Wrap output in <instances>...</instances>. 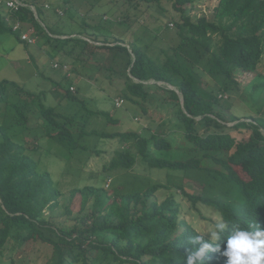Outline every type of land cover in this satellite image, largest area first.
<instances>
[{"label": "trees", "instance_id": "16d2710c", "mask_svg": "<svg viewBox=\"0 0 264 264\" xmlns=\"http://www.w3.org/2000/svg\"><path fill=\"white\" fill-rule=\"evenodd\" d=\"M57 1V6L50 4L55 13L59 9L74 13L68 7L70 0ZM126 1L137 5L159 0ZM168 1L179 14L178 19L168 20L175 25L180 43L171 48L172 56L167 55L163 63L148 57L135 43L126 45L107 33L82 30L72 36L45 25L44 6L51 0H23L25 6L16 12L0 6V34H12L25 48L35 45L46 50L51 63L58 65L52 69L63 73V83L56 85L61 89L67 86L65 95L76 99L68 91L72 82L63 72L64 66L89 62L103 53L108 66L102 68L109 71L108 78L124 79L126 92L121 96L125 101L146 99L153 88L168 94L163 104L174 110V121L182 125L194 145L190 150L202 153L211 165L204 166L200 158L173 162L155 153L152 156L148 139L137 133H86L82 125L93 111L84 107L85 118L81 115L79 119L58 114L53 107H46L39 94L0 80V248L23 232L22 241L37 240L51 246L57 255L55 264H187V254L199 247L189 239L202 234L181 219L178 197L191 207L199 203L211 208L225 223L221 249L233 228L264 226V114L238 101L245 85L237 80L249 76L246 86L264 94V74L258 72L259 66H264V0H216L210 17L205 13L187 15L197 0ZM16 22L21 24L20 30L13 31ZM105 23L112 24L110 19ZM165 31L170 32L168 27ZM23 33L35 43L22 39ZM226 94L223 100L221 95ZM102 113L111 122L112 118ZM30 117L41 120L39 128L27 126ZM200 129L204 131L199 133ZM47 130L54 131L50 140L72 155L87 150L79 143L87 137L134 139L137 152L132 153L131 147L118 151L107 170L129 171L140 156L151 168L182 176L179 182L168 180L169 185L150 184L133 191L93 186L71 189L59 220L51 213L60 206L63 194L54 187L50 174L40 171L24 153L28 147L33 149ZM149 140L156 150L170 149L169 143L155 134ZM181 180L194 185L195 192L187 193ZM161 188L170 195L158 203L151 198ZM75 209L79 225L66 228L65 219ZM204 236L205 242L211 243L210 236ZM93 252L99 253L95 259L91 258ZM226 259L209 252L203 264H225Z\"/></svg>", "mask_w": 264, "mask_h": 264}, {"label": "rangeland", "instance_id": "374dc122", "mask_svg": "<svg viewBox=\"0 0 264 264\" xmlns=\"http://www.w3.org/2000/svg\"><path fill=\"white\" fill-rule=\"evenodd\" d=\"M51 2H46L44 6L46 18L44 24L64 34L73 36L82 30L89 33L95 31L107 33L111 39L112 37L122 39L126 45L135 43L145 50L148 57L158 58L161 63L166 61L167 55L172 56L171 48L180 43L175 25L168 20L169 17L178 19L179 14L173 10L172 2L168 0L149 3L141 1L137 5L133 2L135 7L126 0H70L68 7L74 9L73 14H67L64 9H59L55 13L50 4L57 6L58 1L51 0ZM215 5L216 0H197L194 7L187 11V15L200 16L205 13L207 17H210ZM107 19H110L112 24H106ZM99 23L103 24L99 26ZM165 27H168L170 32L165 31ZM179 55L185 58L183 54ZM104 61V54L101 53L89 62L66 64L63 72L71 79L72 85L68 91L70 96H76L74 99L65 95L64 89H67V86L61 89L56 85L63 83L61 79L63 73L59 74L52 69L51 59L46 54V50L35 45H29L26 48L19 46L12 34H0V80L15 82L26 90L39 94L46 107H53L58 114L69 117L75 115L79 119L81 115L85 118L84 107L86 110L93 111L94 115L82 125L86 133L93 130L108 133H137L148 139V149L152 156L155 153L156 157L173 162L200 158L201 164L206 167L211 166L207 159L202 158V153L190 150L194 145L186 138L182 125L174 121V110H169L163 104V100L168 99L167 93L153 88L146 99L132 97L134 101H125L121 96L126 92L124 79L118 76L108 78L109 71L102 68V66H108ZM258 72L264 74V66H259ZM250 79L249 76L237 77V80L245 85L242 99L238 101L243 106L252 108V111L261 109V114H264V101L260 102L264 99V94L262 91L255 92L251 86H246ZM221 96L225 100L227 94ZM102 112L112 118L111 122L106 120ZM32 117L28 119L27 126L31 129L35 126L39 128L41 120L39 123L38 119ZM203 131L204 129H200L199 133ZM53 133L52 130L44 132L39 142L34 144L33 149L28 147L24 153L37 163L40 171L50 174L54 187L63 194L60 206L51 213L59 220L64 214V204L71 189L93 186L104 189L119 188L122 192L129 189L133 191L140 186L145 188L150 184L169 185L168 180L179 182L182 176L180 173L151 168L140 159V156L129 171L119 170V168L107 170L118 151L131 147L132 153L137 152L134 139L120 141L118 138L87 137L79 141L87 150L82 153L76 151L72 155L55 141L50 140ZM151 134L168 142L170 149L156 150L152 140H149ZM107 176L109 178L104 180ZM181 183L187 193L195 192L196 188L191 183L185 180H181ZM169 195L170 192L161 188L153 194L151 199L160 203ZM176 199L181 204V219L198 233L210 236L215 224L221 222L220 217L211 208L199 203L191 207L185 198ZM77 212L75 209L71 215L67 216L64 222L66 228L75 224L79 225ZM45 215H48L47 210ZM23 234L21 232V235L15 239L5 241L0 248V264L56 263L57 255L51 246L37 240L22 241ZM98 255L99 253L93 252L91 258L95 259Z\"/></svg>", "mask_w": 264, "mask_h": 264}, {"label": "clouds", "instance_id": "9594fccd", "mask_svg": "<svg viewBox=\"0 0 264 264\" xmlns=\"http://www.w3.org/2000/svg\"><path fill=\"white\" fill-rule=\"evenodd\" d=\"M225 229V223H216L210 234L211 243L205 242L204 235L190 238L189 243L198 244L199 247L187 254V264H203L209 252H217L226 257L225 264H264V226L256 224L254 230L233 228L221 249V242L225 241Z\"/></svg>", "mask_w": 264, "mask_h": 264}, {"label": "built area", "instance_id": "2783aa9c", "mask_svg": "<svg viewBox=\"0 0 264 264\" xmlns=\"http://www.w3.org/2000/svg\"><path fill=\"white\" fill-rule=\"evenodd\" d=\"M0 6L2 7H6V9L9 11H18L19 8H21L22 6H25V3L23 2V0H0ZM30 9L33 11V13L36 15V11H35V8L30 6ZM20 26L21 24L20 23H15L13 25V31H18L20 30ZM21 38L24 39V40H27L30 44H34L35 43V40L34 39H30L29 36L26 34V33H23L21 35ZM52 66L54 68L58 67L57 64H55L54 62L52 63ZM65 68V66H64ZM63 68V69H64ZM121 102H119L120 104ZM118 104V105H119Z\"/></svg>", "mask_w": 264, "mask_h": 264}, {"label": "crops", "instance_id": "0c3cea01", "mask_svg": "<svg viewBox=\"0 0 264 264\" xmlns=\"http://www.w3.org/2000/svg\"><path fill=\"white\" fill-rule=\"evenodd\" d=\"M2 41V40H1ZM19 46H22V45H20V44H18Z\"/></svg>", "mask_w": 264, "mask_h": 264}]
</instances>
